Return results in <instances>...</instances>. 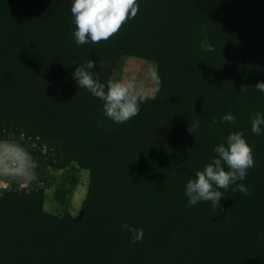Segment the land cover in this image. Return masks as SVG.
I'll return each instance as SVG.
<instances>
[{
    "label": "trees",
    "instance_id": "trees-1",
    "mask_svg": "<svg viewBox=\"0 0 264 264\" xmlns=\"http://www.w3.org/2000/svg\"><path fill=\"white\" fill-rule=\"evenodd\" d=\"M138 3L108 40L77 45L72 0H0V141L23 138L42 181L90 171L75 217L46 211L42 188L0 191V264H264V134L250 124L264 112V0ZM125 56L156 62L159 81L117 124L71 73L92 59L105 82ZM228 112L236 121L220 123ZM237 130L253 149L238 181L250 194L230 186L217 209L189 206L187 181ZM124 223L143 238L132 243Z\"/></svg>",
    "mask_w": 264,
    "mask_h": 264
},
{
    "label": "clouds",
    "instance_id": "clouds-1",
    "mask_svg": "<svg viewBox=\"0 0 264 264\" xmlns=\"http://www.w3.org/2000/svg\"><path fill=\"white\" fill-rule=\"evenodd\" d=\"M139 8L138 0H72L70 11L75 25L72 32L74 43L83 45L108 40L127 20L136 17ZM95 67L96 61L92 59L86 64H79L71 73L75 84L100 99L103 102V115L114 123L122 124L137 116L145 97L136 91L131 82L125 83L115 73L102 82L99 72L93 71ZM148 72L152 78L159 81L155 66H150ZM254 87L264 93V81H259ZM235 121L236 116L231 112L223 114L219 119L220 123ZM212 123L217 121L214 119ZM250 124L253 134H264V112L251 114ZM198 127L197 120L189 126V131L192 133ZM213 152L215 155L211 160L205 163L202 169H198L194 178H190L185 185L184 193L189 206L210 201L217 209L221 199L225 197L221 189H228L230 186H234V192L250 194L244 183H238L246 180L249 169L255 166L253 149L245 137L244 130L230 132L224 142L214 146ZM121 227L131 233L132 243H137L143 238V228H136L127 223Z\"/></svg>",
    "mask_w": 264,
    "mask_h": 264
},
{
    "label": "rangeland",
    "instance_id": "rangeland-1",
    "mask_svg": "<svg viewBox=\"0 0 264 264\" xmlns=\"http://www.w3.org/2000/svg\"><path fill=\"white\" fill-rule=\"evenodd\" d=\"M206 48L210 49L209 46ZM55 58L63 61V57L58 54H55ZM150 66H155L158 72V65L154 61L125 56L120 59L115 74L125 83L131 82L145 98H153L157 92V80L149 75ZM40 172L23 138L0 141V191L7 188L29 191L42 188L45 190L46 211L59 215L67 209L72 216H77L87 195L90 171L77 166L70 170L50 171L48 181L41 180ZM72 179L77 180L73 195ZM60 187L64 190L62 199L58 198Z\"/></svg>",
    "mask_w": 264,
    "mask_h": 264
}]
</instances>
